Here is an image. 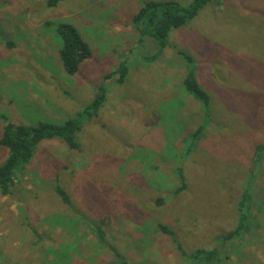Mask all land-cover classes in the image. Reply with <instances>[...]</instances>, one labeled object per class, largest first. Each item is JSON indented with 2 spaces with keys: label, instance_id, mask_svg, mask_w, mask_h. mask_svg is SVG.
Instances as JSON below:
<instances>
[{
  "label": "rangeland",
  "instance_id": "rangeland-1",
  "mask_svg": "<svg viewBox=\"0 0 264 264\" xmlns=\"http://www.w3.org/2000/svg\"><path fill=\"white\" fill-rule=\"evenodd\" d=\"M148 1L170 0H0V135L3 117L59 124L104 89L76 117L78 148L42 140L0 194V264H199L197 249H215L211 264H264V0H211L163 48L133 22ZM58 22L91 49L72 75Z\"/></svg>",
  "mask_w": 264,
  "mask_h": 264
},
{
  "label": "trees",
  "instance_id": "trees-1",
  "mask_svg": "<svg viewBox=\"0 0 264 264\" xmlns=\"http://www.w3.org/2000/svg\"><path fill=\"white\" fill-rule=\"evenodd\" d=\"M59 0H47L48 5H54ZM211 0H192L188 5L182 6L175 1H148L136 12L133 16L134 24L144 23L146 25V33L149 34L154 41H157L158 46L163 48L166 45V38L171 29L187 24L196 13ZM50 22H47L49 24ZM55 30L61 40L59 48V57L63 68L67 74H74L80 63L91 56V49L88 44L82 39L77 28L66 22H58L55 24ZM144 31V30H143ZM187 55V54H185ZM190 60V57L187 56ZM125 66L121 64L117 68L119 72V80H123ZM114 72V71H113ZM106 77H108L106 75ZM183 85L187 92L192 94L196 100L202 105L207 106L209 98L201 89L200 85L193 77L191 72H188L183 79ZM104 100V89L99 88V91L93 97L90 104L76 117L82 115L91 116L96 113ZM96 115V114H95ZM76 117L68 118L64 122L55 124L50 122L39 121L36 124L13 123L6 121L2 127L0 135V146L7 149L8 154L0 162V194L7 195L11 192V188L15 183L16 170L21 171L25 164L32 157L36 146L44 139L58 138L63 141L70 149H77L78 143L75 140V133L80 128V119ZM197 129L193 137L199 136L200 129ZM180 179V185L175 192L178 193L184 188V177L182 170L178 169L176 173ZM57 193L61 196L66 204L70 203V199L63 189L57 187ZM161 201V200H159ZM247 216H240L237 227L231 231L225 239L232 238L245 227L244 221ZM97 225V224H96ZM101 226L97 225L96 233L99 240L104 241ZM159 228L166 234L173 236L172 231L163 225ZM216 257L215 249H197L189 255L190 260L199 264H211Z\"/></svg>",
  "mask_w": 264,
  "mask_h": 264
}]
</instances>
